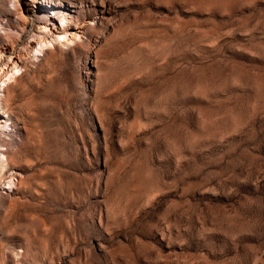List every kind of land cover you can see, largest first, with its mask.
Returning <instances> with one entry per match:
<instances>
[{"label": "rangeland", "instance_id": "374dc122", "mask_svg": "<svg viewBox=\"0 0 264 264\" xmlns=\"http://www.w3.org/2000/svg\"><path fill=\"white\" fill-rule=\"evenodd\" d=\"M3 3L0 264H264V0Z\"/></svg>", "mask_w": 264, "mask_h": 264}, {"label": "bare ground", "instance_id": "6f19581e", "mask_svg": "<svg viewBox=\"0 0 264 264\" xmlns=\"http://www.w3.org/2000/svg\"><path fill=\"white\" fill-rule=\"evenodd\" d=\"M39 1V3H43V2H46V1H48L49 2V0H38ZM1 2H2V4H4L3 3V0H1ZM1 70V69H0ZM6 72L3 70H1V75H4V76H6V74H5ZM1 77V76H0ZM0 80H2V79H0ZM1 112L4 114L6 111L5 110H3V109H1ZM7 122V121H6ZM19 131V130H18ZM19 134H22L21 133V131H19ZM4 136H6V137H8L9 138V142L10 143H13V144H16L17 143V139H16V136H14L13 134H10V133H5L4 132V134H3ZM18 138V137H17ZM0 147H2V144L0 143ZM3 149L1 148L0 149V168H4V167H6L7 165H8V163H9V161H8V154H7V152H5L4 150L2 151ZM12 167L10 166V169L9 170H12L11 172H9V174H8V176H6V177H8V179H9V181H8V184L9 185H11L12 183H13V179H14V171H13V168L11 169ZM2 170V169H1ZM3 171V170H2Z\"/></svg>", "mask_w": 264, "mask_h": 264}]
</instances>
